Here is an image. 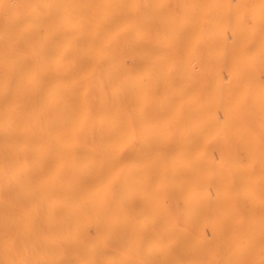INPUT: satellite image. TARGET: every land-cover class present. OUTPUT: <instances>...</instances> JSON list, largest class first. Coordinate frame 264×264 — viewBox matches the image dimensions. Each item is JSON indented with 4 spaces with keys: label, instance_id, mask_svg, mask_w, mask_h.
<instances>
[{
    "label": "bare ground",
    "instance_id": "bare-ground-1",
    "mask_svg": "<svg viewBox=\"0 0 264 264\" xmlns=\"http://www.w3.org/2000/svg\"><path fill=\"white\" fill-rule=\"evenodd\" d=\"M0 2L76 5L0 12V264L74 260L69 236L102 226L105 261L258 264L261 0H130L119 38L116 10L89 7L114 0ZM24 17L37 27L17 44Z\"/></svg>",
    "mask_w": 264,
    "mask_h": 264
},
{
    "label": "snow or ice",
    "instance_id": "snow-or-ice-1",
    "mask_svg": "<svg viewBox=\"0 0 264 264\" xmlns=\"http://www.w3.org/2000/svg\"><path fill=\"white\" fill-rule=\"evenodd\" d=\"M262 4V18H264V0H261ZM76 5L71 3H39V2H18L14 4H7L0 2V12L6 9H35V8H56V9H72ZM89 7H109L116 10V16L114 17L119 21L115 36L119 38L121 35L126 34L132 23L135 22L138 5L130 2V0H114L113 3L108 5L92 6ZM211 7V5H209ZM37 21L24 17L20 20L17 27L16 33L12 39L15 43L19 44L24 40L28 39L31 34L36 30ZM47 27L50 30L58 31V25L55 21H49L46 24H41V29ZM70 46V41H68ZM68 48L64 47L62 50H58L56 56V62L59 63L63 60L65 53ZM9 55V50L7 45L5 46L4 56L7 60ZM25 74L31 77L32 69L28 68L25 70ZM19 95V94H17ZM262 103H264V89L261 91ZM51 106H49L50 108ZM264 118V114H262ZM118 155V154H117ZM123 169H116L111 178H102L100 182V187L96 190L98 194H103L107 196L111 190L112 184L121 174ZM262 182H264V177H262ZM264 206V205H262ZM111 240V228L110 226L98 227L97 232L93 235L90 231L84 229H78L69 236V242L72 248L77 255V258L71 261L64 260H46V259H35V260H21V261H12L10 264H149L148 261L142 259H127L122 261H105L100 258L102 245L110 242ZM174 242H169L168 247L171 248ZM261 260L258 264H264V237H262L261 242ZM136 250L134 248L130 249V253L135 255ZM164 264H186L184 261L176 262H164ZM235 264H257V261L253 259H247L242 261H237Z\"/></svg>",
    "mask_w": 264,
    "mask_h": 264
}]
</instances>
